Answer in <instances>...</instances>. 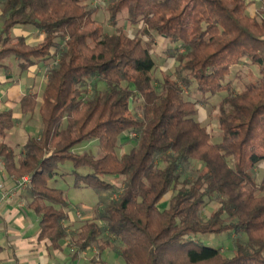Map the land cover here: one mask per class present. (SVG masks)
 <instances>
[{
    "label": "trees",
    "instance_id": "1",
    "mask_svg": "<svg viewBox=\"0 0 264 264\" xmlns=\"http://www.w3.org/2000/svg\"><path fill=\"white\" fill-rule=\"evenodd\" d=\"M0 7V65L13 57L23 73L48 63L41 101L34 93L20 100L23 116L40 123L20 155L5 142L18 119L0 113V156L12 176H30L26 197L41 218L40 240L62 250L68 238L72 257L96 251L98 264L108 249L122 264H264V179L255 177L264 163V0H110L109 34L84 0ZM124 10L137 27L132 35L117 27ZM16 25L34 26L43 40L12 35ZM158 39L174 44L167 51L178 65L155 86ZM247 61L258 74L237 91L242 75L233 68ZM186 90L201 97L186 98ZM222 93L214 142L196 116L199 103ZM94 140L100 156L75 151ZM67 161L74 187L100 195L94 216L77 224L66 193L50 183ZM228 231L232 257L195 238Z\"/></svg>",
    "mask_w": 264,
    "mask_h": 264
},
{
    "label": "crops",
    "instance_id": "2",
    "mask_svg": "<svg viewBox=\"0 0 264 264\" xmlns=\"http://www.w3.org/2000/svg\"><path fill=\"white\" fill-rule=\"evenodd\" d=\"M1 15L0 7V31ZM14 36H23L30 44H38L44 38L43 32L37 29L25 33L17 29ZM42 63L44 68L37 64L23 73L18 61L13 57L0 65V113L12 111L18 119L16 126L7 133L5 142L9 145V140L19 137L20 134L25 139L24 145L27 137L39 130L38 118L29 121L21 113L20 100L24 95L34 93L41 101L46 87L48 65L43 61ZM18 181L19 178L7 171L5 161L0 156V264H95L96 251L89 250V253L72 257L68 238L65 239L62 250H53L46 240L39 239L41 218L29 207L26 189H21ZM79 215L80 213H77L78 220L81 219ZM71 221L70 223L76 222ZM111 252L116 253L108 249L100 253L98 258L105 264H110L105 258L102 259V255L106 256Z\"/></svg>",
    "mask_w": 264,
    "mask_h": 264
},
{
    "label": "rangeland",
    "instance_id": "3",
    "mask_svg": "<svg viewBox=\"0 0 264 264\" xmlns=\"http://www.w3.org/2000/svg\"><path fill=\"white\" fill-rule=\"evenodd\" d=\"M109 1L110 0H84V3H86L89 6L98 7L99 10L95 13L94 18L97 21V23L102 27L103 32L106 34L112 33L114 31V26L110 23L109 14L106 10L108 8ZM248 1H253V0H248ZM255 7L256 6L254 5H251L249 7L248 11L251 15L254 14ZM127 18H128L127 10L122 11L118 15L117 27L124 28L127 34L132 35L134 31L137 29V27L130 26L127 23ZM17 29L25 33L28 30L36 29V28L31 25H16L15 27H13L11 31L12 35L15 34ZM172 46H174L173 43L171 44L170 42L168 41L165 42L161 39L160 40L158 39L157 43L154 46L156 51L154 53V57L158 64L156 69L152 72V77L154 79L155 86H158L160 84L164 76L169 74L174 75L176 72V67L178 64L175 58L172 57L171 53H168L167 51ZM39 67L44 68L42 62L39 63ZM237 71H239L240 74L242 75V79L236 81L235 86L237 91L241 90L243 86L247 84L249 81L253 79L255 80V77H257L258 74L257 68L251 65L250 61H247L241 65H238L237 67H234L232 75H234V73H236ZM225 95L226 93L218 94L214 98L209 99L208 103L198 104V114L196 118L197 120L201 121L204 125L208 126V128L212 132L214 142H218L221 140V134L219 133L218 122H217V116L219 113L218 103ZM185 97L193 100L195 99L197 100L201 96L196 95V98L194 96L190 97V94H188V91L186 90ZM35 118L33 120H35ZM24 140H25L24 137H22V134H20L19 137L17 138L15 137V139L9 140V143L15 147L18 153L21 152V150L23 149ZM133 143L134 141H130L129 144L126 145L121 150V152L129 150L132 147ZM75 151L78 153L87 152L93 155L94 157L100 156L98 141L95 140L91 142L79 144L78 146L75 147ZM73 170L74 167L70 161L63 163L62 165L59 166L58 172L63 173L64 176H59L50 182L51 186L59 188L66 193L68 200L71 204L70 210L68 212L69 221L72 220L71 222H75L76 220L79 219L77 213L78 214L80 213L81 218L93 217L94 216L93 209L100 200L99 199L100 195L97 194L93 189L74 187L75 175L73 174ZM255 177L259 182H261L264 179V163L259 164L258 167L256 168ZM166 198H168V196ZM167 206H168V201L167 199H164L160 203V207L165 208ZM216 206L217 204L214 203L210 204L208 207L204 209L203 214L209 215V213L213 209H215ZM78 222L79 220L73 224H77ZM232 237H233V233L230 231L223 232L217 235L199 234L195 236L196 240L205 246H210L213 248H221L222 251L225 253V255L228 257H232L234 255V244ZM97 256L98 255L96 254L95 256L96 259ZM104 258L105 260H108L110 264L123 263L122 258L118 254L113 252L109 253L108 255L106 254V256L102 255L103 260Z\"/></svg>",
    "mask_w": 264,
    "mask_h": 264
},
{
    "label": "built area",
    "instance_id": "4",
    "mask_svg": "<svg viewBox=\"0 0 264 264\" xmlns=\"http://www.w3.org/2000/svg\"><path fill=\"white\" fill-rule=\"evenodd\" d=\"M31 183V179H30V176L28 175H24L23 177L19 178V181H18V186L21 188V189H27V187L30 185ZM85 254V253H84ZM83 254V255H84Z\"/></svg>",
    "mask_w": 264,
    "mask_h": 264
}]
</instances>
